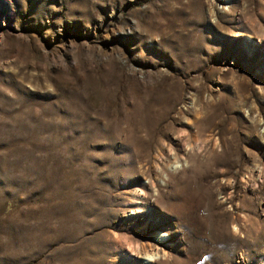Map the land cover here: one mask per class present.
<instances>
[{
  "label": "rangeland",
  "instance_id": "obj_1",
  "mask_svg": "<svg viewBox=\"0 0 264 264\" xmlns=\"http://www.w3.org/2000/svg\"><path fill=\"white\" fill-rule=\"evenodd\" d=\"M0 264H264V0H0Z\"/></svg>",
  "mask_w": 264,
  "mask_h": 264
},
{
  "label": "bare ground",
  "instance_id": "obj_2",
  "mask_svg": "<svg viewBox=\"0 0 264 264\" xmlns=\"http://www.w3.org/2000/svg\"><path fill=\"white\" fill-rule=\"evenodd\" d=\"M145 256L147 257V258H153V257H155V256H158L157 255V253H151V254H145Z\"/></svg>",
  "mask_w": 264,
  "mask_h": 264
}]
</instances>
